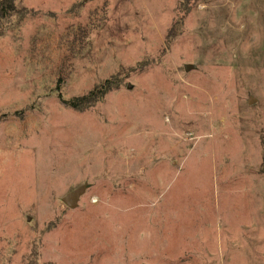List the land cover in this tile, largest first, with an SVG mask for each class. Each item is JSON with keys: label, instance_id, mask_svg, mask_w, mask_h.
<instances>
[{"label": "rangeland", "instance_id": "obj_1", "mask_svg": "<svg viewBox=\"0 0 264 264\" xmlns=\"http://www.w3.org/2000/svg\"><path fill=\"white\" fill-rule=\"evenodd\" d=\"M0 264H264V0H15Z\"/></svg>", "mask_w": 264, "mask_h": 264}, {"label": "trees", "instance_id": "obj_2", "mask_svg": "<svg viewBox=\"0 0 264 264\" xmlns=\"http://www.w3.org/2000/svg\"><path fill=\"white\" fill-rule=\"evenodd\" d=\"M15 11V0H0V22L6 20ZM113 86L105 81L91 89L88 93L80 97H71L64 103L71 109L84 111L91 108L95 103L100 101Z\"/></svg>", "mask_w": 264, "mask_h": 264}, {"label": "water", "instance_id": "obj_3", "mask_svg": "<svg viewBox=\"0 0 264 264\" xmlns=\"http://www.w3.org/2000/svg\"><path fill=\"white\" fill-rule=\"evenodd\" d=\"M194 65H185L184 69L185 71H189L191 69H194ZM89 187L88 183H84L77 187L76 189L70 191L67 193L61 201L69 208H74L78 204V201L81 197V195L85 192V190Z\"/></svg>", "mask_w": 264, "mask_h": 264}]
</instances>
